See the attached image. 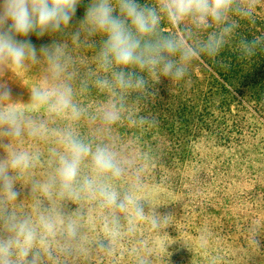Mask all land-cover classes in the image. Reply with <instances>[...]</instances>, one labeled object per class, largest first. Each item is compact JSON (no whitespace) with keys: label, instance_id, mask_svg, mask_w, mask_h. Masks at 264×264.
<instances>
[{"label":"trees","instance_id":"obj_1","mask_svg":"<svg viewBox=\"0 0 264 264\" xmlns=\"http://www.w3.org/2000/svg\"><path fill=\"white\" fill-rule=\"evenodd\" d=\"M139 2L153 5L151 0ZM244 2L233 0L224 20L210 21L207 27L190 26V21L177 27L161 16L160 34L183 37L200 52L191 60L198 83L191 87L155 85L159 69L135 67L125 71L142 78V87L116 85L112 70L105 71L98 61L103 37L89 36L82 23L90 4L84 0L68 27L35 43H40L35 45L37 61L29 63L36 73L50 71L46 50L55 45L63 48L66 71L57 83L71 86L79 117L50 113L42 107L24 113L20 145L17 137L0 136V163H7L16 153H27L30 160L27 169H9L19 194L15 199L0 188V239L16 235L9 217L27 221L38 234L28 257L13 258L17 264H30L34 255L39 257L38 264H264V216L259 213L257 184L250 182L252 191L244 189L234 197L222 183L215 185L209 179L207 189L191 179L207 161L196 151L202 141L225 156L219 167L213 164L214 171L229 174L237 169L236 156L228 153L231 149L247 165L246 180L254 170L250 153L259 147L255 137L264 130V18L255 17ZM226 27L231 31L225 33ZM77 31L78 40L74 39ZM191 33L201 37L196 40ZM212 35H222L223 45L217 56L209 58L200 49ZM252 42L256 55L242 58ZM196 70L202 78L194 74ZM101 80L110 85L102 86ZM109 109L116 112L115 120L105 119ZM56 123L65 127L59 131ZM28 126L38 128V134L29 135ZM68 133L90 145L93 152L97 147L108 149L122 168L121 175L97 176L89 155L79 169L77 194H64L57 168L60 158L67 155L62 139ZM30 177L39 178L40 185L26 186ZM200 177L205 186L207 175ZM89 179L115 192L125 207L106 205L98 193L82 190ZM152 191L158 193L155 198L146 194ZM245 204L255 209L254 214L248 213ZM58 206L76 213L78 224L84 218L96 220L100 227L97 243L88 242L92 230L85 236L87 231L72 232L77 224L72 217L58 222ZM42 218L51 221L50 231L43 228ZM82 244L93 251L85 256Z\"/></svg>","mask_w":264,"mask_h":264},{"label":"clouds","instance_id":"obj_2","mask_svg":"<svg viewBox=\"0 0 264 264\" xmlns=\"http://www.w3.org/2000/svg\"><path fill=\"white\" fill-rule=\"evenodd\" d=\"M233 0H156V4H141L139 0H91L82 21L89 36L103 37L98 53V61L105 71L112 70L115 84L121 88L142 87L144 80L134 72L125 71L130 67L142 71L159 69L162 75L179 81L187 73L185 66L200 52L187 44L183 37L164 35L158 32L161 16L179 27L190 21L195 27H207L210 21L219 23L231 9ZM80 0H0V71L18 72L26 63L37 61V51L28 37L35 33L39 37L61 32L68 27L76 15ZM10 21V23H9ZM231 31L226 27L224 32ZM80 32L74 33L79 39ZM223 45L222 35H212L201 46L200 51L214 58ZM256 55L255 42L246 45V54L242 58ZM175 57V59H173ZM46 59L51 71L52 83L32 90L33 109L46 107L50 113H70L75 119L79 111L72 102L73 91L69 84L57 83L66 71V58L60 45L46 50ZM102 86L110 82L101 80ZM12 90L0 84V100H10ZM114 110L105 112V119H116ZM0 127L6 136L19 137L25 130L23 113L9 105L0 110ZM29 135H37L38 128L28 126ZM62 144L67 155L62 156L57 168L60 187L69 195H76V184L82 162L91 155L93 171L97 176L110 173L118 177L122 168L113 153L103 147L93 152L90 145L66 134ZM30 166L27 153H16L7 163H0V188L6 190L11 199L19 194L14 190L9 169L24 170ZM82 190L98 193L106 205L123 209L125 202H118L117 194L104 186L94 185L86 180ZM141 215L142 210L137 209ZM10 229L15 232L11 239H0V264H17L14 257L26 258L37 240V232L27 221L17 222L11 217ZM45 231L53 227L50 220L41 219ZM74 234V233H73ZM39 257L34 255L30 264H38Z\"/></svg>","mask_w":264,"mask_h":264},{"label":"rangeland","instance_id":"obj_3","mask_svg":"<svg viewBox=\"0 0 264 264\" xmlns=\"http://www.w3.org/2000/svg\"><path fill=\"white\" fill-rule=\"evenodd\" d=\"M84 1H86V3H91V0H84ZM151 2L153 5L156 4V0H151ZM244 3L245 5H247V7L252 9V13L255 14V17L260 16L264 18V0H245ZM189 25L192 26L191 22ZM198 34L200 36L199 35L195 36L194 33H191L190 37H193L194 39L198 40L201 37V34L200 33ZM18 39H30L34 45H39L41 43L42 38L37 36L35 33H31L29 34L28 37H18ZM36 42L37 43L40 42V43L35 44ZM37 53H38V50H37ZM173 59H175V57H173ZM185 66L187 67L188 71L181 80L176 81L172 79L171 77L162 75L161 72L159 71L156 81L154 82L155 85H188V87H191V85H198V83L194 81L195 77L193 78L192 62L191 61L188 62ZM194 74L199 76V78H202V76H200L199 70L194 71ZM50 76H51V73L49 70L41 71V73L34 72L29 62L26 63L25 67L18 72H13L11 70L0 71V84H5L7 87H9L12 90V96L10 100H0V110L6 109L9 105H12L17 110L23 113V121H25L27 116L24 115V113L38 111L40 109V108L39 109L32 108V105H31L32 90L37 87H42V85L44 86L45 84L50 85L52 83V79ZM163 76L165 78H163ZM167 78H168V82L166 80ZM250 122L254 123V120L252 119ZM254 125L261 127L257 123H254ZM64 127L65 125L56 123V129H58L59 131L62 130ZM1 135H4L2 127H0V136ZM257 135L258 136L255 137V141L256 139H258L260 143H259V147L255 148L257 150L253 148L251 149L250 157L252 160H254V170L250 172L252 173L250 180H246V177H245V173H247V169H246L247 165L244 166L245 164H244V161L242 160V157H241L242 155H239V154L237 155L235 149H231V151H228V153H232L233 154L232 156H236L235 160L239 164H237V166L235 167L238 170L237 169L233 171L230 170L229 174L228 173L222 174L221 172L218 171V169L214 171L213 164H216V166L219 167V165L223 162V159L225 158V156H223V154L218 152L220 150L216 151V148H211V144L208 141H202L198 145V148H197L198 150L196 151H199L202 154V156H206L207 161L205 162V164L204 163L202 164L203 165L202 172L201 170L194 172L191 179L193 180V183L195 185H198L199 187L203 186L204 188H207V189H208L209 179H211L212 183H214L215 185H219V183H222L224 184V187L226 188L225 192L228 194L229 193L234 194V197L238 195H242L241 192L244 189H249V191H252L250 189L251 188L250 186H252L250 182H253V185L257 184L256 191L257 193H259L258 203H260L262 207L259 213H260V216L263 217L264 216V174H263L264 173V130L263 128H261V131ZM21 137H22V134L19 137H17L18 145L21 144V141L18 140V138L21 139ZM251 145H252V142H249L248 148ZM8 156H10V154H8ZM208 161H210L211 163ZM201 174L207 175V177L205 178V186H204V183H200ZM260 174L262 175L260 176ZM55 182L56 184L58 183L57 176L55 177ZM40 183L41 182L39 181V178H35V177H30L29 179L25 180V185L28 187L32 186L31 184H36L39 186ZM195 188L197 189L198 187H195ZM33 189H36V188L33 186ZM63 193L69 195L65 191ZM146 194L147 196H152V198L153 197L155 198V196L158 193L156 191L155 192L152 191L151 193L147 192ZM170 194H172L171 191H170ZM69 196L75 197V195H69ZM244 208L249 211L248 213L254 214L255 209L254 208L252 209L250 204H245ZM56 212H57L58 222H63L65 218L68 221L72 217L73 221L77 223V217L75 216L77 215L76 213L74 214V212H69L67 209L61 206H58L56 208ZM91 214H94V212H90V215ZM81 219L83 218L81 217ZM73 225H75V228L73 229L72 232L82 233L84 231H87L86 233L82 234L83 236L88 235L90 233L88 231L92 230L89 237H87L88 242L91 245L97 243L98 232L100 230V227L99 226L96 227L98 225V222H96V220H93L92 217L89 219L84 218V220L80 224L77 223ZM78 233H75V234H78ZM80 247L83 249L82 252L85 254V256L88 255L91 251H93L91 248L85 249L83 244Z\"/></svg>","mask_w":264,"mask_h":264}]
</instances>
